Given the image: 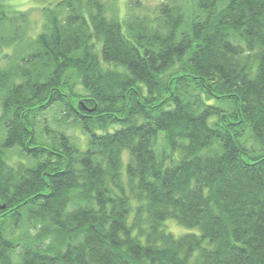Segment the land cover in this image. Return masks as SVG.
<instances>
[{"label":"trees","instance_id":"16d2710c","mask_svg":"<svg viewBox=\"0 0 264 264\" xmlns=\"http://www.w3.org/2000/svg\"><path fill=\"white\" fill-rule=\"evenodd\" d=\"M9 1L0 264H264V0Z\"/></svg>","mask_w":264,"mask_h":264},{"label":"rangeland","instance_id":"374dc122","mask_svg":"<svg viewBox=\"0 0 264 264\" xmlns=\"http://www.w3.org/2000/svg\"><path fill=\"white\" fill-rule=\"evenodd\" d=\"M120 9V14L123 16L126 13L128 0H116ZM147 5H155L161 0H142ZM9 3L16 9L28 11L31 18V35L35 36L42 30V25L44 23V18L42 14V8L46 2L42 0H10ZM70 128H72L70 126ZM72 134L81 135V131L76 129H71ZM128 152H126L127 154ZM165 229L171 231L175 236H181L191 230L178 224L174 219H168L165 222ZM193 231H198L194 228Z\"/></svg>","mask_w":264,"mask_h":264}]
</instances>
